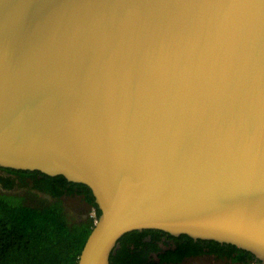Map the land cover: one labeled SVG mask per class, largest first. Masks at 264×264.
<instances>
[{
    "label": "water",
    "instance_id": "water-1",
    "mask_svg": "<svg viewBox=\"0 0 264 264\" xmlns=\"http://www.w3.org/2000/svg\"><path fill=\"white\" fill-rule=\"evenodd\" d=\"M0 168L90 190L77 264L141 230L264 264V0H0Z\"/></svg>",
    "mask_w": 264,
    "mask_h": 264
},
{
    "label": "trees",
    "instance_id": "trees-1",
    "mask_svg": "<svg viewBox=\"0 0 264 264\" xmlns=\"http://www.w3.org/2000/svg\"><path fill=\"white\" fill-rule=\"evenodd\" d=\"M11 171L22 180L21 185L25 186L24 178L29 177L35 188L58 200L62 195H73V188H80L82 192L79 193L84 196L90 208L95 209L94 218L100 215L90 190L84 185L69 183L62 176L49 177L39 172ZM38 175L42 176L40 181H36ZM10 186L4 183L5 188ZM29 203L18 197L0 194V264H77L95 219L87 217L79 222L68 220L60 200ZM136 232L127 233L118 240L117 248L110 255V264H130L128 257H131V250L128 246L136 237ZM180 237L190 244L193 242L187 236ZM245 254L251 256L250 253Z\"/></svg>",
    "mask_w": 264,
    "mask_h": 264
},
{
    "label": "flooded vegetation",
    "instance_id": "flooded-vegetation-1",
    "mask_svg": "<svg viewBox=\"0 0 264 264\" xmlns=\"http://www.w3.org/2000/svg\"><path fill=\"white\" fill-rule=\"evenodd\" d=\"M42 176L38 175L36 181ZM4 183L11 184L5 188ZM24 183L19 176L11 170L0 168V194L18 197L26 203L40 204L43 202H57L60 200L62 207L72 222L86 220L87 217L80 213L73 215L66 206V199L79 201L78 206H89L80 188H73V195H62L59 200L49 193L42 192L34 187L31 178H24ZM82 210V208H81ZM79 209V211H81ZM136 237L130 242L128 248L131 250L128 260L130 264H261L254 257L248 256L244 251L236 250L234 247L212 243L211 241H194L190 244L186 239L170 236L161 231L141 230L136 232ZM202 241V240H201Z\"/></svg>",
    "mask_w": 264,
    "mask_h": 264
},
{
    "label": "rangeland",
    "instance_id": "rangeland-1",
    "mask_svg": "<svg viewBox=\"0 0 264 264\" xmlns=\"http://www.w3.org/2000/svg\"><path fill=\"white\" fill-rule=\"evenodd\" d=\"M66 206L71 210L73 215H78V214H84L85 217H92L94 216V213L92 211V209L90 208V206H85V204L83 206H78L79 205V201L77 200H70V199H66ZM30 204V203H29ZM82 208V210H81ZM79 209L81 211H79Z\"/></svg>",
    "mask_w": 264,
    "mask_h": 264
},
{
    "label": "bare ground",
    "instance_id": "bare-ground-1",
    "mask_svg": "<svg viewBox=\"0 0 264 264\" xmlns=\"http://www.w3.org/2000/svg\"><path fill=\"white\" fill-rule=\"evenodd\" d=\"M93 218H94V217H93ZM94 219H95V218H94ZM95 221H97V220L95 219L94 222H95ZM225 245H227V244H225ZM228 246L234 247V246H232V245H228ZM234 248H236V247H234ZM236 249H237V248H236ZM237 250H239V249H237ZM240 251H241V250H240ZM254 259H255V258H254ZM255 261L261 263L260 261H258V260H256V259H255ZM109 262H110V259H109Z\"/></svg>",
    "mask_w": 264,
    "mask_h": 264
}]
</instances>
